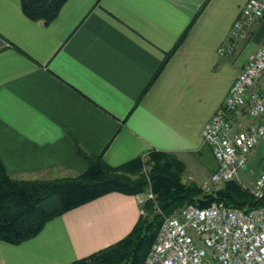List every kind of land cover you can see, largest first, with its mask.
<instances>
[{
    "label": "crops",
    "instance_id": "crops-1",
    "mask_svg": "<svg viewBox=\"0 0 264 264\" xmlns=\"http://www.w3.org/2000/svg\"><path fill=\"white\" fill-rule=\"evenodd\" d=\"M246 1L65 0L44 25L27 19L19 0H0L6 174L74 175L87 166L76 147L109 165L167 152L191 165L196 179L204 152L211 174L215 161L201 130L264 38L263 14L234 38L231 52L219 53ZM263 87L264 74L254 88ZM263 145L256 142L238 169L242 186L261 169L247 165ZM139 214L138 195L106 193L54 217L26 241H0V263L67 264L124 237Z\"/></svg>",
    "mask_w": 264,
    "mask_h": 264
},
{
    "label": "trees",
    "instance_id": "trees-1",
    "mask_svg": "<svg viewBox=\"0 0 264 264\" xmlns=\"http://www.w3.org/2000/svg\"><path fill=\"white\" fill-rule=\"evenodd\" d=\"M64 2L19 0V6L27 19L46 25ZM188 27L189 24L170 51L164 54L159 68L180 43ZM76 151L87 166L71 176L15 179L6 174L0 163V241L13 245L26 241L54 217L109 192L149 193L151 197L139 205L141 212L124 237L67 263L142 264L164 215L174 214L189 205L205 207L212 201H222L227 207L241 209L264 204V189L261 197H255L233 179L224 182L213 193H202L197 185L181 181L182 165L167 152L151 150L144 156L109 165L100 154H86L78 147Z\"/></svg>",
    "mask_w": 264,
    "mask_h": 264
},
{
    "label": "built area",
    "instance_id": "built-area-1",
    "mask_svg": "<svg viewBox=\"0 0 264 264\" xmlns=\"http://www.w3.org/2000/svg\"><path fill=\"white\" fill-rule=\"evenodd\" d=\"M263 14L264 0H247L219 53L231 52L234 38ZM263 74L264 38L201 130L202 143L216 164L210 184L235 178L249 151L264 139V87L254 88ZM244 116L249 122L242 124ZM263 189L261 172L249 192L261 197ZM142 264H264V204L241 209L212 201L205 207L189 205L164 215Z\"/></svg>",
    "mask_w": 264,
    "mask_h": 264
},
{
    "label": "rangeland",
    "instance_id": "rangeland-1",
    "mask_svg": "<svg viewBox=\"0 0 264 264\" xmlns=\"http://www.w3.org/2000/svg\"><path fill=\"white\" fill-rule=\"evenodd\" d=\"M203 155H204V152H200L199 153L200 163L198 164V179H196V175L197 174H195V172L193 170V167L191 165H189V164L185 165L182 160L177 158L175 155L174 156L182 165L181 173H180L181 181L186 182V183H189V182L193 183V184L197 185L200 188L202 193L210 194V193H213L214 190H216L219 187H221L224 182H221V183H218V184H210L209 183L210 174L207 173V169L210 166V163L208 161L209 159L206 156H203ZM253 155H255L256 158L254 159V161H249L247 167L249 169L253 170V171L261 168L256 173V175L254 177V179H255L261 172H264V145L262 146V148L260 149L258 154L255 152V153H253ZM215 168H216V164H215ZM215 168H214V170H215ZM230 180H232V179H230ZM233 180H235L237 183H239L236 180V177L233 178ZM252 182L250 184H248L247 186H242L240 183L239 184L249 191ZM148 194L149 193H147V194L146 193L137 194L138 195V199H139V205L144 201L145 198L148 197Z\"/></svg>",
    "mask_w": 264,
    "mask_h": 264
}]
</instances>
